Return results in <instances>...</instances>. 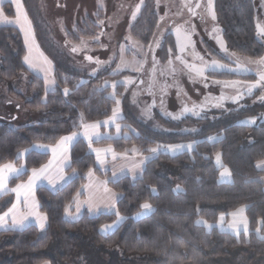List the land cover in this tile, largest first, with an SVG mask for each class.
I'll list each match as a JSON object with an SVG mask.
<instances>
[{
  "label": "trees",
  "instance_id": "obj_1",
  "mask_svg": "<svg viewBox=\"0 0 264 264\" xmlns=\"http://www.w3.org/2000/svg\"><path fill=\"white\" fill-rule=\"evenodd\" d=\"M26 4L37 40L54 64L55 87L48 90L42 77L27 70L25 46L18 29L0 26V78L9 86V96L22 101L38 116L37 121L18 126L0 122V164L23 162L26 170L10 179L11 187L26 180L32 168H39L48 161L50 153L37 150L35 145L53 146L61 137L73 131L78 133L84 123L111 117L116 103L109 95L111 87L105 88L104 84L128 74H113L114 61L104 62L102 71L96 75L77 66L66 49L50 39L44 22L31 16L28 0ZM213 7L229 49L251 58L264 55V44L256 34L253 0H214ZM4 9L8 15L12 14L9 6L5 5ZM91 19L68 31V40L78 43L95 37L100 26ZM158 25L155 1L145 0L139 17L130 27V35L149 46ZM160 44L159 58L166 62L170 57L169 49L176 48L174 35L168 32ZM24 75L28 78L27 94L12 87V83L19 82ZM209 75L221 79L232 73L211 71ZM117 87L120 90L117 94L121 95L124 86ZM65 88L69 89L67 95ZM17 106L7 100L6 104L1 103L0 110L17 109ZM122 106L119 122L130 136H112L92 142L77 138L70 147V163L66 168V172L72 174L70 180L56 189L37 188L40 210L47 216L45 232L41 234L35 224L18 230H0V264L73 261L81 249L83 236L97 246H117L127 257H149L152 264H264V171L256 166L264 160V121L253 125L242 122L260 113L257 106L217 111L212 116L189 112L179 120L156 112L163 126L161 130L152 129L137 118L127 105L126 96ZM12 109L8 112L11 118L15 114H11ZM210 137L216 139L210 140ZM189 141L195 143L194 148L176 155L148 151L160 144ZM90 144L110 145L115 151L127 154L134 153L130 148L136 147L137 152L146 154L148 159L139 175L112 179L109 171L98 166ZM21 152L25 155L18 158ZM218 152L224 167L230 169L231 182L218 180L221 168L214 161ZM90 170L106 178L118 194L115 208L93 215L84 211L80 217L69 220L65 208H75L74 198L88 180ZM177 185L181 190H176ZM145 202L152 205L153 211L135 218ZM10 204L0 206V211ZM240 206H246L250 227L247 233L236 235L217 226L207 229L197 223L199 218L216 222L221 214L228 215ZM117 211L123 217L118 226L110 232H100L102 225L117 220ZM55 241L60 247L57 256L49 252Z\"/></svg>",
  "mask_w": 264,
  "mask_h": 264
},
{
  "label": "rangeland",
  "instance_id": "obj_2",
  "mask_svg": "<svg viewBox=\"0 0 264 264\" xmlns=\"http://www.w3.org/2000/svg\"><path fill=\"white\" fill-rule=\"evenodd\" d=\"M93 1L95 3H99L100 8H102L105 14L103 20L98 23L100 30L95 37L83 40V46L82 43H72L68 40V31H66L71 30L70 27L67 26L68 22L65 21L64 24L59 21L55 31V38L58 41L57 43L59 47L66 49V53L70 55L76 65L86 69L92 75L93 73L96 75L102 71L104 62L113 61L116 63L115 67L112 68L111 71L113 74L128 73L116 80L106 81L108 86L111 87L109 95L112 97V93L115 92V100L119 99L121 101L119 105L116 104L114 107L117 109V114L120 115L123 113L122 100L126 96L127 105L130 107L131 112L147 126L156 130L163 129L162 124L156 117V112L172 119V116L169 114L171 113L175 115L180 113L184 106H188L189 108L197 106L198 111L199 107L203 106V111H200L199 114L210 116L217 111H229L236 108H242L245 105L257 106L260 113L256 116L248 117L242 122L245 123L247 121L254 120V123H245L253 125L259 121H264V111H261L264 107V99H261V97H264V87H257L253 89L252 94L249 95L247 94L246 88H226L222 84L213 82L217 80H236L242 83L255 81L258 79L257 72L264 69V65L248 63V61H258L261 58H264V55L260 58H251L229 49L223 38L221 25L216 19H212L211 12L208 9V0H154L155 8L159 15V25L156 29L154 40L149 46H144L138 41H135L130 35V27L139 17L145 0ZM213 1L214 0H212V12H214ZM253 2L256 7V34L264 44V31H261V29H264V0H253ZM197 4L199 7H197ZM137 5L141 6L140 11L137 13L136 18L133 19L132 13L136 10ZM84 13L86 16H91V20L97 22L96 9L90 10L86 8ZM50 15L54 20H57L54 13H50ZM59 17L60 16H58V18ZM177 29L180 30V41L182 43L188 36H190L192 41V44H189L183 53L179 51V47L177 46ZM168 32H171L174 35L176 48L171 52L169 59L166 62H162L159 58V47H156L155 41H159L161 43V40ZM97 37L99 38L98 40L96 39ZM218 40L223 42L227 52L221 49ZM72 47H77L78 51L73 52L71 50ZM121 47H123V52H121ZM211 49L215 50L219 55H214ZM193 52L199 53V55L204 58L205 62L210 63L211 60L215 59L221 64L227 65L228 68L232 69H236V60L239 58L241 67L247 68L248 71L229 72L227 68L217 69V72L224 71L232 73V75L227 78L219 79L211 77L209 74L212 70L206 69L203 77H196L195 72H190L189 69L181 63V61L176 59V56L179 55L182 60L186 61L190 65H195L196 67L203 66L200 60L194 58ZM87 56L93 57V60H87ZM121 57L128 62V65L126 67L122 66L118 70L117 66L120 65ZM153 57L155 59H153ZM97 60L101 62L99 65L96 63ZM169 61H171V63H169ZM136 69L139 70L137 71ZM240 75H254V77L249 78L242 77ZM126 78H130L133 83L127 85L122 83ZM27 79L28 78L25 76V78L23 77L19 82L15 81L12 83V87L18 92L27 94ZM114 82L117 86L119 84L124 86L123 90H121V95L117 94V92L120 91L117 86L113 89L112 84ZM8 87L0 78V105L1 103L6 104L7 100H11L13 105L18 104V106L17 109H12L11 107H4L1 109L0 122L5 121L12 126H18L37 121L38 116L36 113L29 111L19 99L9 96ZM238 93H243V98L238 102L234 103L231 99H225L222 101L221 107L215 106L217 100L222 94L226 97H231L237 95ZM11 109L13 110L11 114L15 113L13 118L8 117V112H10ZM185 116L186 113L181 116V118H184ZM124 136H130V132L126 130ZM189 143H192L194 148L195 143L192 141L172 144L186 145ZM133 148L136 149V147H132V149ZM132 149L130 148V151H132ZM185 150L189 149H182L177 152L166 151L164 149H160L159 151L167 152L170 155H176ZM216 154L217 153L214 155V161L216 166L221 168V173L223 168L217 164ZM221 164L223 165L222 158ZM129 165L130 164L128 162V167ZM108 166H112L111 169H115L112 170L111 173H115V176H119L122 172L127 171L124 169L126 167L125 160L111 159ZM17 167H21V164L18 163ZM228 170L230 172L229 168ZM220 173L218 180L219 182H224L221 180ZM229 179L231 182V172ZM178 187L179 190H181L180 185L176 186V190H178ZM4 194L5 195L2 197L0 204L1 207L10 201V193L7 194L6 192ZM241 208H243L242 213L239 212V209ZM27 211L28 209L26 208L25 213ZM142 211L143 210L138 213H141ZM91 213L94 214L93 212ZM138 213L135 215V218L144 216L138 215ZM233 213H236L235 217L233 216ZM77 216L78 215L75 209V213L68 214L67 217L69 220H73V217ZM221 216L224 217L223 221L220 220ZM29 220L31 222H35L41 234L45 232V228H39L34 217H29ZM116 221L117 220L109 224H114ZM197 221H201L199 224L204 225L207 229L217 226L220 230L229 231L236 235V231L228 228L230 223L235 222L237 224L239 233L244 232L245 221L247 223L248 231L250 228L249 220L246 215V206H240L229 212L228 215L221 214L216 222H209L202 218H199ZM203 222H206V224ZM101 227L99 229L100 232ZM81 244V249L76 259L73 261L58 260V264H152V260L149 257H127L122 255L117 246H97L85 236L81 237ZM59 249L60 247L55 241L51 245L49 252L51 255L57 256Z\"/></svg>",
  "mask_w": 264,
  "mask_h": 264
},
{
  "label": "snow or ice",
  "instance_id": "obj_3",
  "mask_svg": "<svg viewBox=\"0 0 264 264\" xmlns=\"http://www.w3.org/2000/svg\"><path fill=\"white\" fill-rule=\"evenodd\" d=\"M12 3L15 4L16 6V20L15 23L16 24H21V22H23L21 24L22 26V30L25 31V43H28V39L29 37L32 35V30H31V22L28 20L26 13L24 12L23 9V5L21 4V0H11ZM140 5H137L136 10L133 11L132 13V18L135 19L137 16V13L140 11ZM197 7H199V5L197 4ZM208 9L211 12L212 15V19H215V14L214 12H212V0H208ZM194 14V13H193ZM0 22H5L8 24L13 23V21H10L8 19V17L4 14L3 10L0 9ZM23 25H27V28L24 29ZM261 31H264V29H261ZM97 40L99 39L98 37L96 38ZM82 46H83V41L81 42ZM218 43H220V47L221 49H223L225 52H227V49L225 48L224 44L222 41L218 40ZM192 44L191 38L190 36L185 38V41L182 43L180 41V30L177 29V46L179 47V51L181 53H183L185 51V48L189 45ZM155 45L156 47H160L161 44L159 41H155ZM194 48V45H193ZM73 52H77L78 48L77 47H72L71 49ZM121 52H123V47H121ZM172 49H169V54H171ZM41 55H43L41 53ZM234 55V54H232ZM193 56L195 59H198L202 62L203 66L201 67H196L195 65H190L188 64L186 61L182 60L181 56L177 55L176 59L181 61L182 64H184V66L186 68L189 69L190 72H195L196 77H203L204 76V72L206 69H210L213 72L216 71L217 69H225L227 68L229 72L231 71H243V72H247L248 69L247 68H242L241 67V62L239 61V58H237L236 60V69H232V68H228L227 65L221 64L219 61L213 59L211 60V62H205L204 58L201 57L199 55V53L193 52ZM87 60L92 61L93 57L91 56H87L86 57ZM153 59H155L153 57ZM44 60V64L47 65V67H41L40 71L44 72L45 74V82L46 84H54L55 81L54 80H49V76H51L52 74V68H51V64L52 62L49 61L47 59V57L43 58ZM24 61L26 64H28V66L30 68H36L37 65L33 63V61L30 59L29 55H26L24 57ZM96 63L99 65L101 62L99 60L96 61ZM169 63H171V61H169ZM248 63H256L258 65H264V58H261L258 61H248ZM128 65V62L125 61L123 59V57H121V61H120V65L117 66L118 70L120 67H126ZM137 71L139 69H136ZM95 73H93L94 75ZM257 76L258 79H256L253 82H240V81H236V80H232V81H213L214 83L217 84H222L224 87L226 88H238V87H243L246 88L247 90V94H252L253 89L257 88V87H264V69L260 70L257 72ZM122 83H124L125 85L127 84H131L133 83V81L130 78H126L125 81H123ZM116 83L114 82L112 84L113 89L116 88ZM104 87H108L107 82H105ZM69 92L68 88L64 89V93L65 95H67ZM112 98L115 99V92L112 93ZM243 98V93H238L237 95L231 96V97H226L223 94L219 97V99L217 100L215 106L216 107H221L222 106V101H224L225 99H231L234 103L238 102L240 99ZM261 99H264V97H261ZM115 103L117 105H119L121 103V101L119 99L115 100ZM203 111V106L199 107V111L197 110V106H193L191 108H189L188 106H184L181 110L180 113L178 114H169L172 116V119L175 120H179L181 118V116H183L185 113H193L194 115H199V112ZM117 117V109L114 108L113 109V115H112V120H115ZM112 121H104L105 124H108ZM245 123H254V120H250L247 121ZM82 127L85 129L84 135L89 139V141L91 142L92 139V135L88 133V129L90 128H98L99 127V123L96 124H83ZM116 129L117 132L120 131V125H116ZM97 139H99V133H95ZM78 133L73 131L71 133V135H67V136H63L60 138L59 141H57L55 143L54 146H51V153H52V158L49 159L45 164H42L39 168H32L31 169V175H29L28 180L24 183L21 184H17L14 188L10 189V191L17 193V203L12 204V206L8 209V211L4 212L2 215H0V227H5L7 226L8 230H18V229H23L26 223H31V221L29 220V217H34L36 219V222L38 223V226L40 229H44L45 228V222L47 220V216L46 215H42L39 211H37L38 208V204L35 201V198L33 197L32 199H28V197L26 196L24 199V205L25 207L28 209V211L26 213H19L18 212V204H19V198H20V194L21 191H25L27 193H32L33 189L35 188V186L37 185V182L40 181L41 179H47L49 181V183H55V180L52 178V176H50L49 170L53 168L54 165H56L59 168V171L61 173V175H59L58 179L63 180L64 176H63V167L62 165H64L67 161H68V146L72 144V142L77 138ZM210 140H215V137H210ZM91 146V144H90ZM38 147H48L45 145H39ZM193 148V144L189 143V144H170V145H157L156 147H152L150 149H148V151L152 154L157 153L160 149H164L166 151H171V152H177L180 151L182 149H189L191 150ZM27 150H25L26 152ZM93 151L96 153V157H97V161L100 164L104 163V160L101 158V153H107V152H112L113 153V158H115V152L113 149L106 148V149H93ZM133 152H137L138 150L133 148L132 149ZM25 152H21L18 154V158L19 157H23L25 155ZM148 159V157H144L139 163L134 164V168H139L143 163L144 160ZM216 162L217 164H219L222 168L223 171L220 173L221 176V180L224 182H230V172L228 170V168L224 167L221 164V156L219 153L216 154ZM260 165H264V161H260L258 166ZM24 171H26L23 166L21 167H16L15 164L13 162H7L4 164H0V195H3L4 193H6L7 191H9L8 189V181L10 178L13 177H19ZM91 170L89 171V176H91ZM115 177V173L113 174ZM106 183V182H105ZM179 190V187H178ZM106 192H109L111 196H115V193H111L110 189L105 188ZM153 191H155V189H153ZM78 196L79 193L77 194V197L74 198L77 201V206H76V213L79 214L81 211V207L80 204L81 202L78 200ZM84 203H88V211L89 212H94L97 211V208L90 202V201H85ZM141 209L143 210L141 213H138V215H146L149 214L151 211H153L152 205L148 202H145L143 204H141ZM65 212L66 214H70L69 213V209L66 207L65 208ZM239 212H243V208L239 209ZM117 216V221L114 224H105L102 225L101 227V232L105 233L109 230L114 229L116 226H118L119 221H121L123 219V217L120 216L119 212L117 211L116 213ZM11 215V224L8 225V221L6 220L7 217H9ZM236 213H233V216L235 217ZM76 217H73V219H75ZM220 220L223 221L224 217L221 216ZM197 223H201V221H197ZM206 224V222H203ZM211 227V226H209ZM229 229H232L234 231L237 232V234L239 233V228L237 226V224L235 222L230 223L228 225ZM248 228H247V223L246 221L244 222V232L247 233ZM257 231L259 232V229H257Z\"/></svg>",
  "mask_w": 264,
  "mask_h": 264
},
{
  "label": "crops",
  "instance_id": "obj_4",
  "mask_svg": "<svg viewBox=\"0 0 264 264\" xmlns=\"http://www.w3.org/2000/svg\"><path fill=\"white\" fill-rule=\"evenodd\" d=\"M21 4L23 5V9L27 15L28 20L31 22L32 35L29 37L28 43L27 44L25 43V31L22 30V26H21V24L23 22H21V24L15 23L16 15H17L16 6L14 3L11 2V0H0V9L3 10L4 14L8 17V19L10 21H13V23L8 24L5 22H0V26H13V27H16L18 29V31L20 32V34L22 36L23 43L25 46V56L29 55L30 59L33 61V63L37 65V67L33 69V68H30L28 66V64H26L24 61L27 70L29 72L35 74V75L42 77L44 79V82H45V74H44V72L40 71V68L41 67H47V65L44 64V60H43L44 57H47V59L49 61H51V60H50V57L44 52V50L42 49V47L40 46V44L37 40L36 32H35L33 23L31 21L30 14H28V9L26 7L27 6L26 0H21ZM5 5H7L11 8V10H12L11 15H8L6 13V11L4 9ZM28 5L30 7L29 12L31 11V16L37 17L41 22H44V26L46 28L45 31L49 33L50 39H53L56 42H58V41L55 38V34H56L55 31L57 29V25H58L57 23L59 21L63 22L64 24H65V21L68 22L67 26L70 27L71 30H73V29H75V27L82 24L84 22V20H86L87 18H91V16H86V14L84 13L86 8L90 9V10L96 9L97 23H100V21L103 20V18L105 17L104 11L102 10V8H100L99 3H95L93 0H28ZM50 13H54L55 16L57 17V20H54L52 18V16L50 15ZM58 16H60V17L58 18ZM23 27H24V29H26L27 25H23ZM66 31H70V30H66ZM49 37H48V39H49ZM83 40H85V39H82L80 42H78V44L81 43ZM41 53L43 55H41ZM51 68H52V74H51V76H49L48 79L55 81V77H54L55 68H54L53 63L51 64ZM45 86L49 90V89H52L55 87V83L54 84H46V82H45ZM121 115L122 114H120V115L117 114V117L115 120H112V116H111V117L104 119L102 121L84 123V124L99 123L98 128L88 129V133L92 135L91 142L94 140H99L101 138H109L112 136L124 135V133L127 129L125 126L123 128V126H122L123 124L119 122L120 118L122 117ZM106 120L112 121V122L105 124L104 121H106ZM117 124L120 125V131L119 132H117V129H116ZM84 132H85V129L83 127H81L80 131L78 132L77 138L80 137V138H83L86 141L90 142L89 139L84 135ZM95 133H99V139H97ZM68 135H71V134H68ZM74 141L72 142V144L74 143ZM39 145H44V144H37V145H35V148L37 150H40L43 152H49L50 153L49 159H51L52 158L51 146L38 147ZM71 145L68 146V153H67L68 161L64 165H62V167H63V173L62 174L64 176V179L63 180L58 179V177H59V175H61V173L59 171V168L56 165H54L53 168L49 170L48 174L50 176H52V178L55 180V183L54 184L49 183V181L47 179H41L40 181L37 182V185L33 189L32 193H27V192L22 190L21 194H20V198H19V204H18V212L19 213H25L26 207L24 205V199L27 196L28 199H32L33 197L35 198V201L38 204L37 211H39L42 215H45L40 210L39 200L37 197V188L39 186H46V187H49L50 189H56L58 187L63 186L64 184H66L70 180L72 174H68L66 172V168L69 166V163H70V159H69L70 154L69 153H70ZM45 146H47V145H45ZM109 147L111 149H113L110 145L92 146L91 149H92L94 156L96 157V153L93 151V149H106ZM114 152L116 154L115 158H113L112 152H107V153L102 152L100 154L101 158L104 160L103 164H100L97 161V157H96V161H97L98 166L103 171H109L110 174L112 173V170H115L114 168L111 169L112 166H108V163L111 159L125 160L126 167L124 169L127 171L122 172L121 174H119V176H115V177H113L114 175L111 174L112 179H117V178L124 176V175L135 177L141 173L142 169L144 168V164H145L146 160H144V163L139 168H134L133 166H134V164L139 163L144 157H147L146 154H142L140 152H134L132 154H127V153H120V152H117L115 150H114ZM261 161H264V160H261ZM128 162L130 164L129 167H128ZM259 162H257V164H256L257 168L259 170L264 171V165L258 166ZM14 164L17 167L18 163H14ZM19 164H21V166H23V168L25 169V165L23 162H20ZM91 173H92V175L89 176V174H88V180L86 181V183L82 187L81 191L78 192L79 194L82 193L83 196L82 197H80V195L78 196V200L81 202V204H80L81 211L79 214H77L78 216L76 218L80 217L84 213V211H88L87 210L88 204L84 203L85 201H90L97 208V211L93 212L94 214H98L100 212L112 211L115 208V204H116V201L118 199V194L108 185L106 178L97 175L93 171H91ZM30 175H31V172H30ZM10 179L8 181L9 191H7V193H10V201L9 202L11 204L5 210L1 211L0 215H2L4 212L8 211V209L12 206V204L17 203V193L10 191V189L14 188L17 184L24 183L28 180V178H27L26 180L20 181L19 183H17L13 187H11L9 184ZM262 180L264 182V176L262 177ZM105 188L110 189L111 193H115V196H111L109 192L105 191ZM4 195L5 194L0 195V199ZM108 197H110V198H108ZM76 206H77V201L75 204V208H73V207L69 208L70 214L75 213ZM88 213L93 215L89 211H88ZM67 216H68V214H66V217ZM6 220L8 221V225H10L11 224V215L9 217H7ZM31 224H35V222L26 223L24 227L31 225ZM46 227H47V220L45 222V229H46ZM5 229H7V226L0 227V230H5ZM42 264H51V263L50 262H44Z\"/></svg>",
  "mask_w": 264,
  "mask_h": 264
}]
</instances>
